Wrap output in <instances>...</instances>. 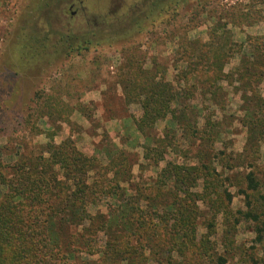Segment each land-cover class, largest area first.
I'll list each match as a JSON object with an SVG mask.
<instances>
[{
    "label": "trees",
    "instance_id": "trees-1",
    "mask_svg": "<svg viewBox=\"0 0 264 264\" xmlns=\"http://www.w3.org/2000/svg\"><path fill=\"white\" fill-rule=\"evenodd\" d=\"M229 34L221 25L208 43L187 41L171 81L142 66L124 72L125 101L141 109L134 132L144 139V161L156 170L149 185H130L123 151L108 155L104 166L77 150L71 137L48 138L32 158L0 160V264H77L83 254L89 261L82 264H198L212 257L215 218L223 214L225 222L230 215V188L245 208L233 222L250 220L254 232L264 233V171L239 172L240 157L215 152L227 131L200 108L232 95L246 145L257 146L255 152L264 146V37L236 42ZM234 58L238 65L226 70ZM162 122V137L154 138L150 133ZM189 153L191 161L165 159ZM199 204L212 216L200 238Z\"/></svg>",
    "mask_w": 264,
    "mask_h": 264
},
{
    "label": "rangeland",
    "instance_id": "rangeland-1",
    "mask_svg": "<svg viewBox=\"0 0 264 264\" xmlns=\"http://www.w3.org/2000/svg\"><path fill=\"white\" fill-rule=\"evenodd\" d=\"M72 4V10L78 9L74 16ZM221 25L236 42L264 37V0H0V160L32 158L48 138L61 143L71 137L77 150L104 166L108 155L123 151L131 167L130 185H149L156 170L144 161V139L134 132L141 109L125 101L124 72L142 66L171 81L187 41L208 43L211 30ZM238 61L232 59L226 70ZM260 89L264 97V84ZM217 103L200 105L205 118L220 121L227 131L225 144H215V152L240 157L239 172L251 166L264 171V146L255 152L257 146L246 145L237 100L228 94ZM198 120L203 123L201 116ZM164 125L150 134L162 137ZM190 155L165 159L183 163L191 161ZM164 165L161 161L159 168ZM230 191V215L225 222L223 214L215 218L212 257L198 264H217L218 257L225 264H264V233L254 232L250 220L233 222L245 208L237 190ZM199 206L198 238L212 219ZM84 261H89L84 254L76 260Z\"/></svg>",
    "mask_w": 264,
    "mask_h": 264
},
{
    "label": "flooded vegetation",
    "instance_id": "flooded-vegetation-1",
    "mask_svg": "<svg viewBox=\"0 0 264 264\" xmlns=\"http://www.w3.org/2000/svg\"><path fill=\"white\" fill-rule=\"evenodd\" d=\"M73 6H74V4L70 5V7H69V10L71 11L70 12L71 16H74L78 12V9L72 10L73 9Z\"/></svg>",
    "mask_w": 264,
    "mask_h": 264
}]
</instances>
